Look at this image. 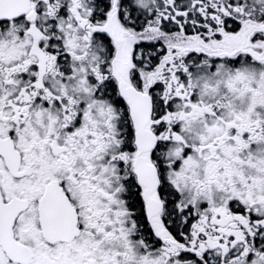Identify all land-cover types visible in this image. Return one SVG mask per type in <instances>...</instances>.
Masks as SVG:
<instances>
[{
  "label": "snow or ice",
  "instance_id": "6c2138e0",
  "mask_svg": "<svg viewBox=\"0 0 264 264\" xmlns=\"http://www.w3.org/2000/svg\"><path fill=\"white\" fill-rule=\"evenodd\" d=\"M0 264H264V0H0Z\"/></svg>",
  "mask_w": 264,
  "mask_h": 264
}]
</instances>
